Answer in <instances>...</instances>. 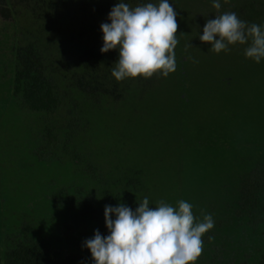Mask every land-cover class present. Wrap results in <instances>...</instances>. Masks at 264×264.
<instances>
[{
    "label": "trees",
    "instance_id": "16d2710c",
    "mask_svg": "<svg viewBox=\"0 0 264 264\" xmlns=\"http://www.w3.org/2000/svg\"><path fill=\"white\" fill-rule=\"evenodd\" d=\"M117 2L159 0H0V264H93L84 241L108 234L105 205L135 210L145 197L150 207L185 200L197 220L211 214L210 264H264V142L240 109L231 117L213 101L202 113L215 122L200 125L194 97L181 96L195 72L213 86L197 53L210 46L199 35L218 14L213 0H169L176 70L122 81L111 75L117 50L100 52ZM220 3L219 13L264 26V0ZM216 75L236 91L234 77ZM169 80L179 95L167 114Z\"/></svg>",
    "mask_w": 264,
    "mask_h": 264
},
{
    "label": "clouds",
    "instance_id": "9594fccd",
    "mask_svg": "<svg viewBox=\"0 0 264 264\" xmlns=\"http://www.w3.org/2000/svg\"><path fill=\"white\" fill-rule=\"evenodd\" d=\"M212 7L218 14L206 20L199 40L210 44L215 53L229 50L230 45L247 44L245 57L259 63L264 58V26L249 24L235 12L219 13L220 0H213ZM108 21L100 25V52L117 50L118 59L111 71L116 81L148 79L155 74L167 77L176 70L179 25L169 0L134 7L117 2ZM192 208L185 200H178L175 206L160 200L150 207L147 197L135 210L124 203L105 205L108 234L95 230L84 247L93 264H195L203 251L202 237L214 227V220L203 212L197 220Z\"/></svg>",
    "mask_w": 264,
    "mask_h": 264
},
{
    "label": "rangeland",
    "instance_id": "374dc122",
    "mask_svg": "<svg viewBox=\"0 0 264 264\" xmlns=\"http://www.w3.org/2000/svg\"><path fill=\"white\" fill-rule=\"evenodd\" d=\"M233 46L234 45H230L229 50L221 51L219 53L211 51V45H207V49L203 48L204 50H197L198 56L201 58L200 60L202 61V59H204L209 63V65L205 63L204 71L206 72L208 79L211 82H214L213 86L208 89L207 85H204V76L196 74L195 72L193 85L188 88L187 92L181 94V96L188 97L189 99L194 97V100L197 102V110L193 112L197 115L196 121L200 125L205 123L210 125V123L215 122L213 118L217 117L216 115L202 113L212 107L213 101L221 108L222 104L226 106L232 114L231 117H234V112H232L234 111L233 108L240 109L238 114L242 115V117L248 118L250 122L248 130L249 136L260 139L264 142V58H262L259 63H256L254 60L246 58L244 55V49L247 47V44L238 46V48ZM190 66L191 69L196 71L193 64ZM216 71L219 74L218 76H230L231 78L234 77L236 79L237 87L235 86V92L233 89L220 90L218 88L219 85L217 86V84H220L218 83L219 81L215 82L216 79H212L213 75L217 76ZM178 84L179 82L169 80L165 85L168 90L163 93L160 102L166 100L162 105L167 114L170 112L172 106L171 101H178L175 97H178L179 95L177 86L172 87L173 85ZM203 89L211 93V100L209 103L201 102V99L208 97H205ZM171 114L172 113L169 115ZM231 117L229 120H231L233 124H237L238 121H235V119ZM190 120H192V118ZM159 128L150 129L153 132H158ZM162 129H165L164 125L161 126V130ZM211 246L210 243H203L202 254L197 259L201 264H210V258L205 254V251ZM211 264H215V262L213 261Z\"/></svg>",
    "mask_w": 264,
    "mask_h": 264
}]
</instances>
